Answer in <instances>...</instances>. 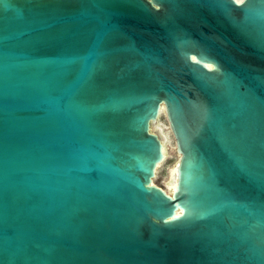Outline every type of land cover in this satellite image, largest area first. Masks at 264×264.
<instances>
[{
  "label": "water",
  "instance_id": "95a60500",
  "mask_svg": "<svg viewBox=\"0 0 264 264\" xmlns=\"http://www.w3.org/2000/svg\"><path fill=\"white\" fill-rule=\"evenodd\" d=\"M0 264H264V0H0Z\"/></svg>",
  "mask_w": 264,
  "mask_h": 264
},
{
  "label": "rangeland",
  "instance_id": "374dc122",
  "mask_svg": "<svg viewBox=\"0 0 264 264\" xmlns=\"http://www.w3.org/2000/svg\"><path fill=\"white\" fill-rule=\"evenodd\" d=\"M153 126L154 128L158 129V133L164 137V143L166 145L167 154L163 162L155 170V176L152 179V183L154 185H158V187L168 193V191L170 192L173 190V187L171 185V179L174 167L176 166L177 158L173 151L172 137L167 130L166 120L162 113L159 114Z\"/></svg>",
  "mask_w": 264,
  "mask_h": 264
},
{
  "label": "bare ground",
  "instance_id": "6f19581e",
  "mask_svg": "<svg viewBox=\"0 0 264 264\" xmlns=\"http://www.w3.org/2000/svg\"><path fill=\"white\" fill-rule=\"evenodd\" d=\"M237 1V0H236ZM158 131V129H157ZM163 137V136H162ZM165 141L164 137H163V142ZM174 171H175V167H174V170H173V173H172V179H171V185L172 187L174 186ZM165 191V190H164Z\"/></svg>",
  "mask_w": 264,
  "mask_h": 264
},
{
  "label": "snow or ice",
  "instance_id": "6c2138e0",
  "mask_svg": "<svg viewBox=\"0 0 264 264\" xmlns=\"http://www.w3.org/2000/svg\"><path fill=\"white\" fill-rule=\"evenodd\" d=\"M237 2H239V0H237Z\"/></svg>",
  "mask_w": 264,
  "mask_h": 264
}]
</instances>
